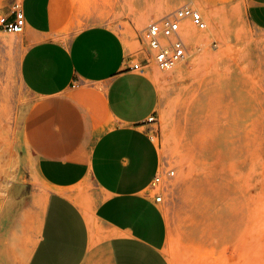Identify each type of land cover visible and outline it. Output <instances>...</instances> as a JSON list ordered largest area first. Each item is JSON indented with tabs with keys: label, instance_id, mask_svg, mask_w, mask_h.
Masks as SVG:
<instances>
[{
	"label": "rangeland",
	"instance_id": "1",
	"mask_svg": "<svg viewBox=\"0 0 264 264\" xmlns=\"http://www.w3.org/2000/svg\"><path fill=\"white\" fill-rule=\"evenodd\" d=\"M167 1L101 0L97 8L122 36L127 67L139 63L134 56H146V27L181 2L207 23L205 30L183 27L185 61L164 71L152 59L139 70L160 94L144 129L162 158L151 194L163 197L164 254L171 264H264V33L249 25L242 0H175L157 16L154 9ZM141 18L147 21L139 26ZM0 36V264H24L38 241L49 189L22 137L36 102L18 75L13 44L22 35ZM86 195L79 189L76 201L93 217ZM23 232L11 250L12 237Z\"/></svg>",
	"mask_w": 264,
	"mask_h": 264
},
{
	"label": "crops",
	"instance_id": "2",
	"mask_svg": "<svg viewBox=\"0 0 264 264\" xmlns=\"http://www.w3.org/2000/svg\"><path fill=\"white\" fill-rule=\"evenodd\" d=\"M242 1L249 25L264 33V0ZM99 4L0 0V17L25 15L13 45L36 102L23 131L49 189L27 264H171L167 218L151 194L162 158L144 129L160 99L154 79L139 71L152 53L134 56L140 69L127 67L124 40L101 21ZM76 8L86 14L75 18ZM81 188L93 229L76 201Z\"/></svg>",
	"mask_w": 264,
	"mask_h": 264
},
{
	"label": "built area",
	"instance_id": "3",
	"mask_svg": "<svg viewBox=\"0 0 264 264\" xmlns=\"http://www.w3.org/2000/svg\"><path fill=\"white\" fill-rule=\"evenodd\" d=\"M15 15L16 17L12 20L7 17H0V28L6 33L20 34L24 31L26 26L25 15L21 11H16ZM189 22L199 30L207 28L202 13L191 5H185L160 20L151 22L144 30V39L147 42L148 50L152 53L150 59H155L159 69L168 71L186 60L188 48L183 38L182 29ZM129 68L138 70L141 68V64L132 63L129 64ZM158 177L156 181L159 179ZM162 200V196H156L157 202Z\"/></svg>",
	"mask_w": 264,
	"mask_h": 264
},
{
	"label": "bare ground",
	"instance_id": "4",
	"mask_svg": "<svg viewBox=\"0 0 264 264\" xmlns=\"http://www.w3.org/2000/svg\"><path fill=\"white\" fill-rule=\"evenodd\" d=\"M174 1L175 0H168L167 2L163 3L161 6L157 7L156 9H154V12L156 13L157 16H161V15H164L165 13H168L169 10L172 9V7L174 5ZM183 5H185V4L181 2V4H179L178 6H183ZM143 18H141V20L138 22V25L139 26L145 25V23H146L147 20L146 19H143ZM263 77H264V75H263ZM263 80H264V78H263ZM22 137H24V142H25L26 146L28 147L29 151H31V149L28 146L27 139H26V137L24 135V131L22 132ZM10 185L11 184L7 183L8 189H10ZM84 211L86 213V217H88V219H89V223L91 225V228L93 229L95 227V221H94L93 217L90 216L89 212H87V210H84ZM41 225H42V222L40 223L38 229H41ZM23 234H24V232L21 234V237L16 236V235L14 237H12V241H11L10 247H9L11 250H12L13 247H16V246L19 245V239L22 238ZM32 251H33V248H32V250H30L28 253L25 254V256H24L25 263L24 264H27L29 262V260H30L29 258H30L31 254H32Z\"/></svg>",
	"mask_w": 264,
	"mask_h": 264
}]
</instances>
